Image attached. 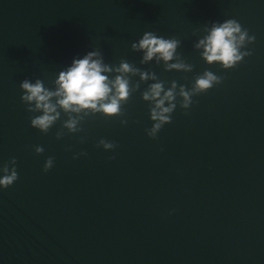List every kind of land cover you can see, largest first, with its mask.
Segmentation results:
<instances>
[{"label":"water","instance_id":"obj_1","mask_svg":"<svg viewBox=\"0 0 264 264\" xmlns=\"http://www.w3.org/2000/svg\"><path fill=\"white\" fill-rule=\"evenodd\" d=\"M228 19L255 40L222 69L194 44ZM145 32L179 40L192 70L141 64L131 44ZM93 50L158 80L140 83L121 117L90 114L60 139L63 112L46 134L32 128L41 113L26 111L21 81L54 90ZM204 71L221 83L186 110L177 97L171 123L150 138L141 92L158 81L190 90ZM13 158L18 179L0 188V264H264V0H0V168Z\"/></svg>","mask_w":264,"mask_h":264},{"label":"clouds","instance_id":"obj_2","mask_svg":"<svg viewBox=\"0 0 264 264\" xmlns=\"http://www.w3.org/2000/svg\"><path fill=\"white\" fill-rule=\"evenodd\" d=\"M207 33L199 39L194 48L200 50V58L206 64L217 63L222 69H232L240 63L248 51L241 48L254 42L255 37L248 35L247 29L234 19L224 22H212L211 27H206ZM180 41L175 38L165 39L152 32H145L142 37L131 44L133 52L143 53L140 63L146 64L155 60L163 63L164 70H176L190 72L192 65L186 64L177 53ZM170 61H175L171 62ZM114 73L113 78H109ZM139 76V82L130 86L129 77ZM157 76L151 71H141L126 61L121 60L119 66H110L104 63V57L98 50L88 51L82 58H74L71 65L59 72L53 82L54 90H49L39 79L30 82L28 79L21 81L19 87L23 92L20 96L22 103L27 105L29 113H41L30 119V126L47 133L49 129L60 119L61 112L67 115L62 123L61 130L55 134L60 139L67 133H77L82 129L80 123L90 114H101L103 117H121L124 115L122 105L127 103L129 97L135 92L140 83L157 81ZM222 77L211 71H204L195 78L190 90L183 85L177 89V83L171 82L165 90L162 81L151 83L141 92V99L149 104V118L153 122L146 134L150 138H156V134L163 125L171 123V114L177 106L188 109L192 104V97L206 92L214 85L220 84ZM127 121L121 119L120 123ZM98 147L104 150H112L116 145L101 139ZM44 149L36 147L35 153L41 154ZM85 155V153H79ZM76 156L73 157L75 159ZM8 164L12 167L9 168ZM8 164L0 168L3 176H0V188L10 187L17 179L15 169L16 161L11 159ZM53 166V158L48 157L43 165V171L47 172Z\"/></svg>","mask_w":264,"mask_h":264}]
</instances>
